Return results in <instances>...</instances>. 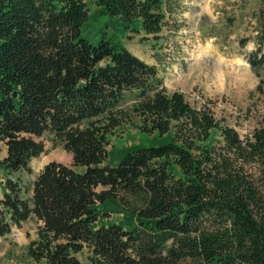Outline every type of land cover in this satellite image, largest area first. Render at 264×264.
I'll list each match as a JSON object with an SVG mask.
<instances>
[{
  "label": "trees",
  "instance_id": "16d2710c",
  "mask_svg": "<svg viewBox=\"0 0 264 264\" xmlns=\"http://www.w3.org/2000/svg\"><path fill=\"white\" fill-rule=\"evenodd\" d=\"M183 1L98 0L91 15L87 0H0V237L38 221L33 262L82 264L87 248L92 264H264V123L243 139L114 36L84 35L108 18L105 28L160 41L179 31ZM252 19L259 75L264 0ZM129 127L147 145L109 151ZM46 133L73 166L50 162L26 187Z\"/></svg>",
  "mask_w": 264,
  "mask_h": 264
},
{
  "label": "rangeland",
  "instance_id": "374dc122",
  "mask_svg": "<svg viewBox=\"0 0 264 264\" xmlns=\"http://www.w3.org/2000/svg\"><path fill=\"white\" fill-rule=\"evenodd\" d=\"M97 1L87 0L91 15L99 11ZM183 5V12L176 18L179 31L165 30L160 41L146 39L143 33L124 35L115 28H105L108 18L89 23L84 35L93 43L100 41L103 32L114 36L134 55L159 68L169 93L182 92L192 106L211 109L222 126L234 128L245 139L264 123V70L257 75L247 61V55L255 49L252 15L260 8L261 0H184ZM229 17L234 20L229 21ZM243 39L251 40L244 48ZM128 102L130 106L133 98ZM219 135L214 134V138ZM147 138L133 127L125 128L110 136L108 150L147 145ZM40 140L46 153L32 160L31 173L20 175L26 187H31L49 162L73 166L72 156L52 134L46 133ZM5 156L6 148L2 146L0 160ZM4 176L0 170V182ZM122 220L120 214H114L110 222ZM40 225L30 220L21 228L15 227L7 237H0V264H46L35 263L28 256V246L38 238ZM90 256L85 248L78 258L82 264H92Z\"/></svg>",
  "mask_w": 264,
  "mask_h": 264
},
{
  "label": "crops",
  "instance_id": "0c3cea01",
  "mask_svg": "<svg viewBox=\"0 0 264 264\" xmlns=\"http://www.w3.org/2000/svg\"><path fill=\"white\" fill-rule=\"evenodd\" d=\"M152 65V64H151ZM50 163V162H49ZM47 165V164H46ZM45 165V166H46ZM44 168V167H43ZM77 171H79V172H83L85 169L84 168H80V167H78V168H75ZM0 197H1V194H0Z\"/></svg>",
  "mask_w": 264,
  "mask_h": 264
}]
</instances>
